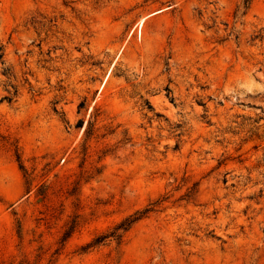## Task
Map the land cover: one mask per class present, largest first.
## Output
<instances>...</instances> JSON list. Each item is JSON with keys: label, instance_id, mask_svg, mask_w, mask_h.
I'll return each mask as SVG.
<instances>
[{"label": "rangeland", "instance_id": "374dc122", "mask_svg": "<svg viewBox=\"0 0 264 264\" xmlns=\"http://www.w3.org/2000/svg\"><path fill=\"white\" fill-rule=\"evenodd\" d=\"M0 264H264V0H0Z\"/></svg>", "mask_w": 264, "mask_h": 264}]
</instances>
